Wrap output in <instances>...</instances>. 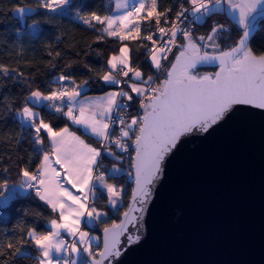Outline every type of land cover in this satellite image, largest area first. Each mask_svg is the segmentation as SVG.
I'll list each match as a JSON object with an SVG mask.
<instances>
[{"label":"snow or ice","instance_id":"6c2138e0","mask_svg":"<svg viewBox=\"0 0 264 264\" xmlns=\"http://www.w3.org/2000/svg\"><path fill=\"white\" fill-rule=\"evenodd\" d=\"M112 2L114 8L95 6L103 13L92 10L87 0H19L11 9L18 17L17 33L28 29L38 38L41 24L67 18L87 25L97 41L111 38L117 44L95 76L78 81L72 65H66L44 88H32L18 66L0 62V78L29 88L18 108L3 97L4 114L19 122V131L0 136V141L6 148L17 149L24 142L31 148V153L25 149V155L8 156L9 166L0 167V208L23 196L50 212H24L33 217V225L42 220L44 231L23 220L11 229L0 228V264L28 259L36 264H121V257L143 239L148 205L170 159L190 140L238 114H264V52L257 54L251 47L264 21V0H173L175 7L162 11L158 0ZM218 13L241 35L234 36L232 27L219 21H212L207 34L195 33L193 25L203 26ZM55 39L60 42L61 37ZM142 62L152 74L141 71ZM200 65L218 70L200 74ZM84 67L92 72L89 65ZM93 85L100 95L87 94ZM133 107L135 115L129 112ZM69 124L90 134L96 146ZM125 156L128 171L120 166ZM104 157L116 163L104 168ZM10 168H15L16 180ZM109 178L126 179L117 184ZM102 197L105 207H98ZM109 210L119 218L111 219ZM8 220L6 214L0 216V223ZM97 224L103 225L102 246L101 236L88 230Z\"/></svg>","mask_w":264,"mask_h":264},{"label":"water","instance_id":"95a60500","mask_svg":"<svg viewBox=\"0 0 264 264\" xmlns=\"http://www.w3.org/2000/svg\"><path fill=\"white\" fill-rule=\"evenodd\" d=\"M205 67L217 66H198ZM121 264H264L260 110L190 140L170 159L148 205L143 239Z\"/></svg>","mask_w":264,"mask_h":264},{"label":"trees","instance_id":"16d2710c","mask_svg":"<svg viewBox=\"0 0 264 264\" xmlns=\"http://www.w3.org/2000/svg\"><path fill=\"white\" fill-rule=\"evenodd\" d=\"M19 0H0V62L18 66L24 73V77L29 79L32 88L40 86L46 87L47 82L51 76L57 75L61 70H64L66 65H72L73 75L77 80L86 79L89 76H95L97 72L102 71L101 64L106 61L107 54L111 53L116 47L117 42L111 38H107V43L104 40L97 41V33L88 28L87 25L82 24L80 21H71L67 18L54 21L53 24H41L39 27L43 30L38 38H34V34H30V30L24 29L22 32L17 33L13 29L17 26V19L12 14L13 9ZM24 3H33L34 0H23ZM77 2V0H74ZM160 10L169 6H174L173 0H158ZM87 3L93 6L92 10H97L103 13V9L96 8V5L106 4L105 0H87ZM38 11H43L39 10ZM174 14V13H173ZM54 13H48V16H54ZM43 19V17H39ZM212 21H219L228 24L232 27L234 36H239L241 33L232 25V21L222 13L213 15L206 24L203 26L193 25L196 34H207L210 30ZM31 23V21H28ZM56 36H60V42H56ZM133 47V44H129ZM136 47H140L139 44ZM251 47L257 54L264 52V21L260 22L259 30L254 34L251 40ZM21 48L23 51H21ZM61 53L60 57H56V52ZM143 52V49L140 48ZM51 52V55H49ZM104 55L97 56L96 53ZM135 53L133 58L135 60ZM55 63L56 69H51L50 65ZM87 64L92 68L89 72L84 65ZM106 70V69H103ZM141 70L146 74H152L153 69L147 63H141ZM28 86L20 82H13L11 80L0 78V136L9 135L15 131H19V122H14L12 116L5 115L3 110V97L7 96L11 100L13 107L21 106V99L27 94ZM107 90V89H105ZM87 94L101 93L100 89L93 85L91 89L86 90ZM138 106V105H137ZM130 113L135 115V107L130 108ZM46 120L56 121L58 127H62L63 123L56 119L54 116L45 115ZM66 122V121H65ZM69 126L76 131L79 135L84 137L89 143L96 145L95 139L85 133L78 126ZM25 149L31 153V148L27 142L22 143L17 149L6 148L5 142L0 141V155H4V159L0 160V167L9 166L10 160L8 156H21L25 155ZM5 153H7L5 155ZM113 163H116L111 157H104L102 164L104 168H110ZM23 166V165H21ZM122 166L125 171L129 170L128 157L125 156ZM10 175L12 180H16L15 168H10ZM126 178L119 180L109 178V182L117 184L125 183ZM11 182V181H10ZM131 183H127L126 187L130 193ZM99 207H105L104 198L102 197L97 201ZM127 206V198L125 199V207ZM39 210L44 216H49L50 212L47 209L39 208L37 202L32 200L31 197H19L14 200L6 209L0 208V216L7 215L8 222L0 223V228H12L18 221L23 220L25 224L36 226L38 231H44V222L37 220L35 225L32 224L33 217H25L24 212ZM123 211V209H121ZM111 219H118L119 214L112 215L109 210ZM54 216V214H51ZM111 220H109V223ZM92 231L101 236L103 225L97 224ZM102 244V240H101ZM33 255L38 253L33 252ZM19 264H36L35 260L28 259L20 261Z\"/></svg>","mask_w":264,"mask_h":264},{"label":"rangeland","instance_id":"374dc122","mask_svg":"<svg viewBox=\"0 0 264 264\" xmlns=\"http://www.w3.org/2000/svg\"><path fill=\"white\" fill-rule=\"evenodd\" d=\"M105 2L107 4L108 8H114L115 7L114 2H112V0H105ZM222 46H226V45H224L223 42H222ZM216 69H217L216 67L197 68V72H199L200 74H203L205 72H215V71L218 70V69L217 70ZM161 78H163V77H161ZM129 112H130V109H129Z\"/></svg>","mask_w":264,"mask_h":264},{"label":"crops","instance_id":"0c3cea01","mask_svg":"<svg viewBox=\"0 0 264 264\" xmlns=\"http://www.w3.org/2000/svg\"><path fill=\"white\" fill-rule=\"evenodd\" d=\"M130 47V46H129ZM101 93H98V94H88L89 96H96V95H100ZM70 129H71V131H74L71 127H70ZM74 132H76V131H74ZM77 133V132H76ZM77 135H79L78 133H77ZM90 135V134H89ZM79 136H81V135H79ZM81 138L82 139H84L85 140V142L86 143H89L84 137H82L81 136ZM90 144H92V143H90ZM94 145V144H93ZM94 146H96V145H94ZM122 167V166H121ZM111 168V167H110ZM123 168V167H122ZM124 169V168H123ZM109 182V181H108ZM109 183H114V182H109ZM74 191V190H73ZM97 206H98V204H97ZM99 207V206H98ZM83 226V225H82ZM94 228V227H93ZM93 228H89L88 230L90 231V232H92V234H94V235H98L96 232H94V231H92L91 229H93ZM99 236V235H98ZM95 246V245H94Z\"/></svg>","mask_w":264,"mask_h":264},{"label":"flooded vegetation","instance_id":"af4514ba","mask_svg":"<svg viewBox=\"0 0 264 264\" xmlns=\"http://www.w3.org/2000/svg\"><path fill=\"white\" fill-rule=\"evenodd\" d=\"M216 68H217V67H216ZM217 69H218V68H217ZM217 69H216V70H217Z\"/></svg>","mask_w":264,"mask_h":264}]
</instances>
